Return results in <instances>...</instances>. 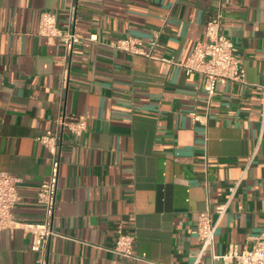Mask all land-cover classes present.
<instances>
[{"label":"crops","instance_id":"1","mask_svg":"<svg viewBox=\"0 0 264 264\" xmlns=\"http://www.w3.org/2000/svg\"><path fill=\"white\" fill-rule=\"evenodd\" d=\"M44 10L97 39L67 56L40 32ZM218 15L246 82L210 96L184 63ZM128 34L151 55L110 45ZM62 114L88 123L64 132L48 264H193L200 211L216 218L235 184L200 264H223L213 253L264 233V0H0V167L21 194L19 225L0 232V264H39L21 224L43 219L37 194L52 155L39 137ZM120 227L142 259L113 250Z\"/></svg>","mask_w":264,"mask_h":264},{"label":"built area","instance_id":"2","mask_svg":"<svg viewBox=\"0 0 264 264\" xmlns=\"http://www.w3.org/2000/svg\"><path fill=\"white\" fill-rule=\"evenodd\" d=\"M40 32L48 38L58 37L64 46L67 56L71 55L77 42L84 39L95 40L97 36L91 34L85 36L75 29L73 21H69L65 27L57 23L56 14L49 10L41 12ZM206 39L198 42L184 63L186 69L203 73L206 77L205 89L212 96L220 84L228 81L246 82V69L243 60L234 52V41L222 31L221 15L215 16L207 21ZM155 40L150 42L151 46ZM110 45L130 53H143L151 55L150 50L143 47L141 38L128 34L112 40ZM196 116V112H193ZM87 118L84 115L62 114L57 118V125L48 129L39 137V140L51 152V174L47 181L41 184L37 199L44 205L43 219L37 222H26L21 224L32 234V249L39 251V264H48L49 243L58 232L53 226L54 215L57 204V191L59 171L62 160V141L65 130L76 135H82L87 129ZM20 178L0 167V232L8 227L19 225L13 208L21 199L18 190ZM237 184L231 187V195L216 208L217 217H213L210 209L202 210L198 216V234L201 239V247L197 252L196 261L193 264H200L201 259L208 249H212L215 243L216 232L220 219L226 213L233 192ZM135 235L126 232L120 227L113 250L121 255L142 259L134 253ZM214 258L222 259L223 264H264V233L259 235L255 244L250 248L240 250L236 244H231L228 251L218 254L213 253ZM146 264H168L157 260L143 258Z\"/></svg>","mask_w":264,"mask_h":264}]
</instances>
